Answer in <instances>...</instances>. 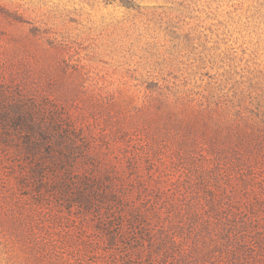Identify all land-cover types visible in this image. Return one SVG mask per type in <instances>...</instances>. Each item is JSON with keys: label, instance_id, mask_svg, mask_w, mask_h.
Instances as JSON below:
<instances>
[{"label": "rangeland", "instance_id": "obj_1", "mask_svg": "<svg viewBox=\"0 0 264 264\" xmlns=\"http://www.w3.org/2000/svg\"><path fill=\"white\" fill-rule=\"evenodd\" d=\"M0 264H264V0H0Z\"/></svg>", "mask_w": 264, "mask_h": 264}]
</instances>
